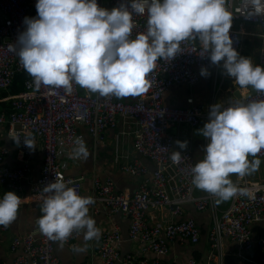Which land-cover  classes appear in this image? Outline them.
<instances>
[{
  "label": "built area",
  "instance_id": "obj_1",
  "mask_svg": "<svg viewBox=\"0 0 264 264\" xmlns=\"http://www.w3.org/2000/svg\"><path fill=\"white\" fill-rule=\"evenodd\" d=\"M107 1L113 7H119L122 2ZM36 3L37 0H0V128H6V138L16 147L20 163L12 168L4 166L8 151L0 148V189L17 195L22 193L23 184L31 173L32 151L42 156L39 174L30 187V194L38 206V218L42 215V188L55 182L56 176H62L66 183L71 181L69 186L85 196L83 179L66 176L68 163L65 159L70 158L79 127L84 128L93 141H101L104 133L121 123L127 129V135L132 137V153L136 157H116L114 164L123 175L139 179V184L131 194H126L115 187L109 176L92 178L90 196L104 208L109 219L96 245L99 264H226L228 257L243 263L264 264V238L254 237L252 233V225L264 221V179L247 181L245 177L241 178L238 185L254 186L256 198L250 200L238 195L220 211L211 194L204 191L200 196L195 195L197 188L191 180L196 162L190 151L180 149L168 132L173 126H184L183 136H186L202 122H208L210 107L215 104L220 85L214 87L213 103L209 107L195 103L193 97L186 99V108L168 105L164 98L171 88L194 87L199 82L201 69H207L213 83L216 84L219 75L222 82L227 75L223 61L214 65L197 41H183L176 57L158 59L149 75L151 87L148 92L130 103L113 96L101 97L75 83L71 95L63 88L50 93L43 85L36 91L33 78L17 55L19 45H16L17 51L9 50V45L16 43L19 34L25 30L24 18L37 17ZM240 3L241 0H230L229 5L233 12L230 29L233 47L242 56L245 40L256 38L258 49L253 64L264 66V15L246 18L239 11ZM133 22L134 38L146 31L147 15H134ZM249 26L259 32L247 30ZM17 79H22L19 90L14 89ZM236 85L243 102L264 99V92L254 90L250 93L251 86L241 89ZM236 99L231 93L222 105L228 107ZM29 132L35 138L34 149L23 143ZM12 136L20 137V143L17 144ZM173 151L181 152L179 163L171 160ZM257 158L264 160V151L257 154ZM143 160L152 168L149 169ZM188 207L197 212H210L209 250L201 258L169 259L171 244L195 245L199 242V229L187 216ZM115 215L128 221L127 238L136 245L137 255L120 254L122 234L112 223ZM0 231H4L2 226ZM35 232L12 238L9 251L17 254L13 263L61 264L54 254L55 245L60 243L39 233L38 225ZM81 234L74 232L64 245L75 242ZM227 244L232 246L229 252L225 249Z\"/></svg>",
  "mask_w": 264,
  "mask_h": 264
},
{
  "label": "clouds",
  "instance_id": "obj_2",
  "mask_svg": "<svg viewBox=\"0 0 264 264\" xmlns=\"http://www.w3.org/2000/svg\"><path fill=\"white\" fill-rule=\"evenodd\" d=\"M230 0H122L111 10L98 6L97 0H37V17H25V30L9 45L26 72L33 78L36 91L41 86L63 88L71 95L73 83L101 97L117 99L139 97L151 87L150 73L158 59L176 57L183 41H197L209 54L212 64L223 61V69L241 89L250 86L264 92V66L240 56L233 47L230 29L233 12ZM239 11L252 16L264 15V0H241ZM147 15V29L134 38V15ZM201 75H209L201 69ZM238 98L228 107H210L209 120L201 129L208 143L203 159L192 168L195 188L216 198L220 204L236 196L256 198L254 186L241 187L231 179L257 172L264 151V99L243 102ZM17 144L20 137H11ZM34 149L31 132L23 138ZM180 149L187 141L176 142ZM90 152L83 138L77 137L70 158L87 160ZM181 152L173 151L171 160L179 163ZM252 157L253 159H249ZM62 176L42 188V215L38 231L51 241L64 243L74 233H83L85 242L99 240L101 229L89 214L95 204L92 196H82ZM23 200L15 192L0 198V226L17 219ZM76 252L85 247L73 246Z\"/></svg>",
  "mask_w": 264,
  "mask_h": 264
},
{
  "label": "crops",
  "instance_id": "obj_3",
  "mask_svg": "<svg viewBox=\"0 0 264 264\" xmlns=\"http://www.w3.org/2000/svg\"><path fill=\"white\" fill-rule=\"evenodd\" d=\"M98 6L111 10L114 8L111 3L107 0H97ZM250 41L253 43V49L250 53H247L245 42ZM244 42V52L243 57L250 58L252 62L256 60L258 40L253 38L251 40L246 39ZM199 82L192 88L185 87H174L171 88L165 95L164 101L168 105H174L180 108H186V99L188 97H193L195 103L201 104L204 107H209L212 102V97L214 94V87L220 85V91L216 96L215 104L225 102L231 93L235 94L237 92V85L235 83V78L226 75L221 82L220 76L218 81L213 83L211 81V76H202L199 74ZM137 97H128L117 99L124 103L133 102ZM204 122H202L197 128L192 131H188L186 136H183L184 126H173L168 132L171 136L175 138L176 141H187V147L185 149L189 150L194 161L197 163L199 160L203 159L204 148L206 146V138L201 134V129L204 127ZM6 128H0V148H5L8 151L7 156L4 158L3 165L6 167H17L20 165L17 160V149L12 145V143L7 140ZM121 133H126L121 135ZM78 137L85 140L87 148L90 152V156L87 160L84 159H65L68 163V168L66 171L67 177H81L83 193L85 196L91 195V181L94 176L103 178L109 176L115 187L119 191H123L126 194H131L138 186L139 179L131 178L123 175L117 166H115L114 161L116 157H123L128 155L130 157H136V154L132 153V137L127 135V129L123 127L121 123L113 129L109 130L102 135L101 141H93L92 138L87 134L84 128L79 127ZM28 157L26 156V159ZM31 173L29 174L28 180L23 184V191L19 193L23 200V203L19 207L17 219L7 227H4V231H0V264H14L13 261L17 254L11 253L9 251V244L12 238L36 233L37 218H38V206L35 202L33 196L30 194L31 182H33L40 171L42 164V156L38 153H32L31 151ZM249 159H253L249 157ZM143 163L149 168L152 165L143 160ZM264 160H261L260 168L252 176H246L245 179H261L264 178L263 165ZM231 179L233 182L240 184L241 178L236 175H232ZM8 192L4 189H0V198L3 197L4 193ZM204 194V191L196 189L195 195L200 196ZM228 202H222L217 204L218 210L223 211L228 206ZM90 215L96 220V226L101 229V232L108 226L109 219L106 217L104 208L95 202V204L89 206ZM187 216L192 218L200 233L199 242L195 245L188 243L175 242L170 246L169 259H174L177 261H184L187 258L193 256L195 258L203 257L209 250L208 234L211 228V218L209 211L197 212L193 207L187 208ZM112 223L115 224L121 234L122 243L120 246V254H130L137 255L136 245L130 243L127 238L128 221L121 217L120 215H115L112 217ZM252 233L254 237L264 238V221L252 225ZM98 240H92L85 242L83 240V233L81 236L70 245L56 244L54 248V254L58 258L61 264H99V259L96 255V245ZM73 246L85 247L86 250L83 252H76ZM227 252L231 251L232 246L227 244L225 248ZM226 264H250L243 263L242 260L237 258L228 257L226 259Z\"/></svg>",
  "mask_w": 264,
  "mask_h": 264
},
{
  "label": "rangeland",
  "instance_id": "obj_4",
  "mask_svg": "<svg viewBox=\"0 0 264 264\" xmlns=\"http://www.w3.org/2000/svg\"><path fill=\"white\" fill-rule=\"evenodd\" d=\"M247 30H249V31H254V32H256L257 30H258V32H259V29H256V28H251L250 26L249 27H247ZM246 41V40H245ZM245 46H246V49H247V53H250L251 52V50L253 49V43L252 42H250V41H247V42H245ZM262 167H263V172H264V163H262ZM252 175H254V174H252ZM251 175V176H252ZM75 178V177H74ZM262 179H264V178H262ZM249 181H256V179H248Z\"/></svg>",
  "mask_w": 264,
  "mask_h": 264
},
{
  "label": "trees",
  "instance_id": "obj_5",
  "mask_svg": "<svg viewBox=\"0 0 264 264\" xmlns=\"http://www.w3.org/2000/svg\"><path fill=\"white\" fill-rule=\"evenodd\" d=\"M21 81H22V79H17L16 81H15V84H14V89L15 90H19V88H21Z\"/></svg>",
  "mask_w": 264,
  "mask_h": 264
},
{
  "label": "water",
  "instance_id": "obj_6",
  "mask_svg": "<svg viewBox=\"0 0 264 264\" xmlns=\"http://www.w3.org/2000/svg\"><path fill=\"white\" fill-rule=\"evenodd\" d=\"M253 91H254V89L250 88V93H252ZM238 94H239V92H235L234 97H235V98H238V97H237ZM239 96H240V94H239ZM240 97H241V96H240Z\"/></svg>",
  "mask_w": 264,
  "mask_h": 264
}]
</instances>
